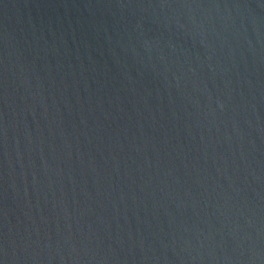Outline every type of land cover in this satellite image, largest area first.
Returning a JSON list of instances; mask_svg holds the SVG:
<instances>
[{"label":"water","instance_id":"1","mask_svg":"<svg viewBox=\"0 0 264 264\" xmlns=\"http://www.w3.org/2000/svg\"><path fill=\"white\" fill-rule=\"evenodd\" d=\"M0 264H264V0H0Z\"/></svg>","mask_w":264,"mask_h":264}]
</instances>
